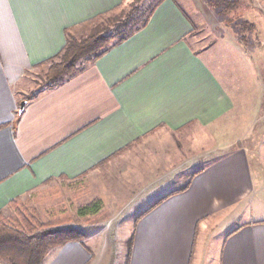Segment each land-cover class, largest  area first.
Instances as JSON below:
<instances>
[{
	"label": "crops",
	"instance_id": "crops-1",
	"mask_svg": "<svg viewBox=\"0 0 264 264\" xmlns=\"http://www.w3.org/2000/svg\"><path fill=\"white\" fill-rule=\"evenodd\" d=\"M124 1L0 0V211L60 181L102 202L81 217L100 231L45 264H114L131 237L126 264L144 238L180 264H264V61L204 0H162L126 42L36 87L67 31Z\"/></svg>",
	"mask_w": 264,
	"mask_h": 264
},
{
	"label": "trees",
	"instance_id": "trees-1",
	"mask_svg": "<svg viewBox=\"0 0 264 264\" xmlns=\"http://www.w3.org/2000/svg\"><path fill=\"white\" fill-rule=\"evenodd\" d=\"M161 1L137 5L136 9L117 22L110 32L102 33L100 30H94L91 35L77 39L67 31L64 48L47 61L49 69L45 87L59 86L79 71L85 63L97 61L113 47L126 42L145 28ZM204 2L218 17H227L236 12L241 4V0H204ZM253 28L254 24L243 22L242 30ZM8 209L13 215L6 216L4 211H0V263L2 264H45L46 258L53 249L69 242H83L86 238L82 231L64 227L72 221L68 215L61 220L40 221L34 208L24 207L17 201H11ZM101 210L102 202L94 200L81 206L78 215L92 216ZM133 243L134 238L131 237L128 241V258L131 256Z\"/></svg>",
	"mask_w": 264,
	"mask_h": 264
},
{
	"label": "rangeland",
	"instance_id": "rangeland-1",
	"mask_svg": "<svg viewBox=\"0 0 264 264\" xmlns=\"http://www.w3.org/2000/svg\"><path fill=\"white\" fill-rule=\"evenodd\" d=\"M157 1L161 0H125L113 14L105 15L70 33L74 38L81 39L82 37L91 35L94 30H100L102 33L110 32L113 30L114 25L124 17H127L132 10L136 9L137 5L156 3ZM244 21L252 25L254 24V28L252 30H242ZM218 22L221 25L228 26V32L237 33L240 39H242V36H245V46L252 53L256 54L261 61H264V52H261L264 51V0H241V4L236 12L229 14L227 17L221 16ZM203 30L208 31V28ZM259 44H261V49H257ZM255 47L256 49L253 50ZM48 69L47 64L38 71L36 87H45ZM207 138L211 137L207 136ZM212 145L214 146V143ZM219 147L218 154H221L222 145L219 144ZM78 187L81 189L80 186ZM74 193L79 192L71 189L67 182H54L53 186L47 185L44 192L39 193L38 197L32 199L30 197L27 201H22L23 203L21 204L27 208H34L36 216L40 221L61 220L65 215H68L72 221L65 224L64 227L78 229L86 236L88 234H97L102 228L103 222L97 216L90 219L81 218L78 215V210L84 204V195H82V192L78 195ZM262 201L264 202V199ZM259 205L260 200L254 202L253 208L255 212L259 209ZM5 214L6 216L13 215L9 209L5 211ZM98 241L100 242L99 237ZM128 241L129 239L124 241L115 240L112 244L111 253L113 254L114 264H126L127 252L129 250ZM171 245L170 242L149 241L147 238L138 239L134 264H180V256L174 257L169 254L173 249L175 251L178 250L177 248H172Z\"/></svg>",
	"mask_w": 264,
	"mask_h": 264
},
{
	"label": "water",
	"instance_id": "water-1",
	"mask_svg": "<svg viewBox=\"0 0 264 264\" xmlns=\"http://www.w3.org/2000/svg\"><path fill=\"white\" fill-rule=\"evenodd\" d=\"M26 103H27V101H23V102L21 103V110L24 108V106L26 105Z\"/></svg>",
	"mask_w": 264,
	"mask_h": 264
}]
</instances>
